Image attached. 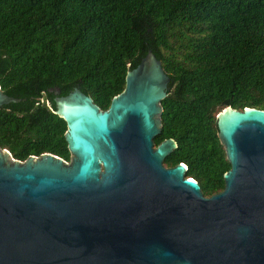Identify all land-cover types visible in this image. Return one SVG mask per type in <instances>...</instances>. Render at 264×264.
<instances>
[{
  "label": "water",
  "instance_id": "1",
  "mask_svg": "<svg viewBox=\"0 0 264 264\" xmlns=\"http://www.w3.org/2000/svg\"><path fill=\"white\" fill-rule=\"evenodd\" d=\"M169 82L149 48L108 109L51 89L72 157L0 146V264H264V109L217 114L231 168L206 196L155 142ZM21 100L0 85V107Z\"/></svg>",
  "mask_w": 264,
  "mask_h": 264
},
{
  "label": "trees",
  "instance_id": "2",
  "mask_svg": "<svg viewBox=\"0 0 264 264\" xmlns=\"http://www.w3.org/2000/svg\"><path fill=\"white\" fill-rule=\"evenodd\" d=\"M149 48L170 76L155 142L178 147L164 163L187 164L206 196L222 191L217 114L264 109V0H0V85L22 98L0 107V146L70 161L51 89L79 87L108 109Z\"/></svg>",
  "mask_w": 264,
  "mask_h": 264
}]
</instances>
